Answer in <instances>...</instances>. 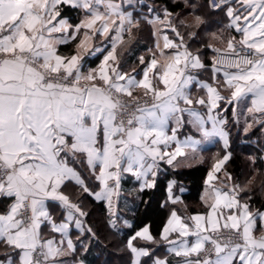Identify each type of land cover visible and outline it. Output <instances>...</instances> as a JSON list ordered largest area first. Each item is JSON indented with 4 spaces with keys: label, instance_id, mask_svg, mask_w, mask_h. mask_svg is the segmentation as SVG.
<instances>
[{
    "label": "snow or ice",
    "instance_id": "1",
    "mask_svg": "<svg viewBox=\"0 0 264 264\" xmlns=\"http://www.w3.org/2000/svg\"><path fill=\"white\" fill-rule=\"evenodd\" d=\"M64 7L80 10L79 22L71 23L63 15ZM189 7L196 9L195 4ZM201 7L223 11L230 19L229 27L241 33L238 42L235 36L227 41L233 55H222L218 62L227 59L235 68L224 72L231 89L228 102L250 101L246 111L264 127V0H206ZM193 14L191 26L167 8L162 18L148 21L165 25L179 42L164 34L163 49L157 43L158 53L153 52L147 61L139 57L144 67L137 80L120 70L116 48L122 34L138 28L140 21L116 0H0V200L8 201L0 211V246L5 249L0 264H63L56 258L63 252L64 237L67 249L75 250L69 222L82 232L80 217L87 213L81 202H72L65 193L69 182L101 204L115 228L116 201L126 174L142 181L143 191L155 186L161 163L173 165L188 150L195 154L198 146L214 138L228 148L227 121L213 115L225 98L207 84L201 85L207 99L191 98V70L205 65L189 50L177 23L199 29L205 23L204 14ZM197 34L187 33L190 39ZM97 36L107 37L111 50L98 68H88L86 73L81 54L59 51V46L77 41L76 48L87 53L89 41ZM165 49L174 51L165 53ZM100 52L99 47L93 49ZM157 55L163 57L162 63ZM82 80L91 82L90 86H81ZM134 88L143 90V102L133 95ZM194 103L205 112L192 107ZM184 127L194 132L180 140L177 133ZM251 127L247 123L245 131ZM229 159L230 154L223 155L207 175L202 196L207 211L185 220L173 210L162 228L160 238L170 246L169 252L185 258L182 264H264V235L253 234L257 215L249 203L242 202L240 193L245 189L237 184L225 190L212 183L214 173ZM74 163L87 167V179ZM174 183L169 182V193ZM171 199L176 203L178 198ZM49 202L63 210L59 223L51 216ZM259 219L264 221V213ZM44 222L61 235L59 241L42 239ZM123 223L132 227L127 220ZM173 234L176 239L171 238ZM137 240L144 244L137 245ZM156 242L147 226L133 232L127 240L131 264H142V257L151 264H169L167 259L153 258L145 246Z\"/></svg>",
    "mask_w": 264,
    "mask_h": 264
},
{
    "label": "crops",
    "instance_id": "2",
    "mask_svg": "<svg viewBox=\"0 0 264 264\" xmlns=\"http://www.w3.org/2000/svg\"><path fill=\"white\" fill-rule=\"evenodd\" d=\"M174 1H179L177 4H179L178 9L169 10L170 12L173 13V16L176 17L178 16L180 20H183L185 25H194V12L196 14L203 13L205 17V23L199 28L195 27H190V28H184L180 27L179 24L177 23L178 30L180 31L181 35L184 36V42L188 46L189 50L194 54H198L200 56L201 61L204 63L205 67L201 69H192L191 73L194 77V80L192 84L190 85V94L191 98L195 101L198 98H205L207 99V91L205 88H203L201 85L207 84L211 87H214L217 89L219 94L224 97L225 99H222L219 101V107L213 111V115L217 116L219 119L226 120L227 123L224 125L225 130L228 132V114L231 113L232 118L236 122V124L240 128L246 127L247 123H251L252 126H261L260 123L252 121L251 117L252 114L248 113L246 111V108L250 106V101H244V102H233L229 103L228 101L231 99V89L228 88L227 84L225 83V76L224 72H233L231 70L227 69H220L214 66V59L216 52L213 51L212 49H227V41L231 39L233 36L236 37V42L239 41L241 38V33H238L234 30V28L229 27L230 24V19L225 15L223 11L220 12H209L208 9L202 8L201 5L205 4V0H174ZM197 1V2H194ZM117 3L122 5V8L127 11L131 12L133 14V19L134 20H139L140 23L142 20H145L147 23L149 20H155L157 17H163L164 10L165 8H159L156 10L149 11V8H144L148 4V0H116ZM190 4H195L196 9H193L189 7ZM199 9H198V8ZM235 8H240L239 4H234ZM68 18V20L73 23L68 16H65ZM82 18V17H81ZM80 18V19H81ZM79 22V21H78ZM175 22V21H174ZM77 23V22H75ZM73 23V24H75ZM139 23V25H140ZM241 26H243V20L240 21ZM150 27V34H149V41L147 44L145 42H142L147 45V50L140 52L138 59L140 56H143L145 58V61L149 60L153 54V52H159V49L156 48L157 43L160 45V49H163V35L167 34L169 39L179 42L178 38L175 36L174 33H172L165 25H161L159 23L156 24H150L148 23ZM188 31H195L197 32V36L194 39H190L187 35ZM134 32V28L131 33L125 32L123 33V39L121 42L117 44L116 48V56H117V63L119 64V68L122 72H126L129 76H134L137 80L142 78V69L144 65L140 64L139 62H130L128 61L129 59L124 60L125 58V52L129 49H131L132 44L136 42V40H133L131 43H127V45L124 46L125 40L127 35H130ZM155 33V34H154ZM219 37V38H215ZM139 42V41H137ZM76 43L77 41H70L67 44L59 46V51L61 54L64 55H71V54H76L77 52L81 54L84 59L82 60V63L84 64V71L85 73L87 72L88 68H98L99 64L101 63L103 56L107 54L108 51L111 50V41L104 36H97L95 39L89 41V50L87 53H85L81 49L76 48ZM208 45H211L212 48H209ZM237 46L238 43H237ZM99 47L101 48L100 53H93V49ZM125 48V49H124ZM124 49V50H123ZM202 50H207L208 55L207 59L211 60V64H206L205 62V57L204 53ZM165 53L172 52L174 50L172 49H165ZM99 58L98 62L96 65H92L91 61L96 60ZM158 61L161 63L163 62V57L157 55ZM111 64V62H109ZM127 63V64H126ZM134 63V64H133ZM137 63V64H136ZM216 68L218 71L215 73L213 72V69ZM151 75V74H150ZM81 86H90L91 82L82 80ZM133 95H138L143 93L142 89L139 88H134L133 90ZM123 99L127 100L128 97L124 96ZM192 107L196 108L198 111L205 112V109L203 106L193 104ZM245 123H244V122ZM243 122V123H242ZM243 129V130H244ZM245 131V130H244ZM264 131V127H263ZM194 132V129L190 127H184L180 129L177 133V137L180 140H183L185 136L187 135H192ZM229 133V132H228ZM195 139H200L199 135L194 136ZM216 143H220L222 147L224 148L225 154H230L231 158V152L229 151V145H230V135H229V145L228 148L226 149L224 147L223 141H221L219 138H214L212 142H204L200 146H198V151L197 153H192L190 150L187 151V155L185 157H178L177 160L174 162L173 165H167L166 163H161L159 168L157 169V175L155 177H158V175L162 174L163 172L166 171V167H171L174 169L177 168H184V167H190L195 164H200L202 163L203 160V151L204 149L211 147L215 145ZM223 157V156H222ZM221 157V158H222ZM263 159H264V151H263ZM229 161V160H228ZM227 161V162H228ZM227 162L222 166L220 172L214 173L216 179L212 181V183L219 188L227 190L228 188H231L233 186L232 183V178L228 179V177L231 175L225 171V165ZM216 163V162H215ZM214 163V164H215ZM213 164V165H214ZM80 164L74 163L72 166L76 167L78 170ZM212 165V167H213ZM212 167L210 171H212ZM87 168V167H86ZM88 170V169H87ZM209 171V172H210ZM82 173V171L80 170ZM84 176V174L82 173ZM85 177V176H84ZM86 178V177H85ZM87 179V178H86ZM206 180L205 179V184L204 188L201 192V200L203 193L206 189ZM170 181H174V185L172 187L171 193L168 192V186H167V201L169 204H173L171 198H178L177 202L182 201V194L187 192V188L184 186H177L176 187V181L175 179H170L168 181V184ZM90 186H93V184L88 181ZM142 181H138L132 174H126L121 182V190H120V196L118 200L116 201L117 207H116V217L114 219L116 220L117 226L113 228L109 223L110 228L114 231H117L118 236H122V231L125 228H128L124 225L123 221L127 220L130 224L132 223V220L127 216L128 211L132 208L133 204L132 201H134V198L131 197L132 192L137 193V191L140 190V184ZM134 184V186H132ZM148 189V188H145ZM144 189V190H145ZM151 189V188H150ZM77 190H80L74 182H69L68 186L64 189L65 193L70 197L72 202H78L77 200L73 199L72 194L75 193ZM171 197V198H170ZM116 198H114L115 200ZM176 202V203H177ZM242 202H246L245 200L242 199ZM202 203L204 204L203 200ZM248 203V202H247ZM205 205V204H204ZM49 207H50V213L53 218V220L57 223H59L63 219V210L61 207L58 206L56 202H49ZM84 209V208H83ZM177 212L178 215H180L183 219L188 220V218L197 213H205L204 212H196L187 215L184 217L181 215L176 209H173ZM172 210V211H173ZM250 210L257 215V221H256V226L254 228V235L259 237L261 235H264V221H261L259 219V214L264 213V210H253L250 208ZM85 211V210H84ZM171 211V212H172ZM170 212V214H171ZM170 214L168 215V218L166 221L170 218ZM82 221V228L83 231L81 232L75 227V224L73 222H69V236L73 240V244L75 246V250L71 251L68 250L66 247V239L67 237H64L65 239V245L63 247V252L60 256H58L56 259L59 261H63V264H90L84 260V257L90 250V245L89 241L94 238V233L92 229L90 228L89 224L86 222V217H80ZM166 223V222H165ZM165 225V224H164ZM163 225V227H164ZM149 227L150 233L154 236L152 233L150 226L146 225ZM145 227V226H144ZM162 227V228H163ZM91 229V232H88L87 229ZM143 228V227H142ZM141 228V229H142ZM140 230V229H139ZM41 237L42 239H51L55 238V240L59 241L62 237L59 233H55L51 229V224L48 222H44L41 225ZM114 231V232H115ZM162 231V229H161ZM88 235V237H87ZM155 237V236H154ZM161 232L160 235L156 238V243L155 244H149L145 245L149 247L152 252H153V258H159V259H167L169 261V264H182L183 260L185 258L183 257H176L173 253L168 251V248L170 247L167 242L163 241L161 238ZM122 238V237H121ZM129 237L126 238L125 241H123V246L124 250L126 251V254L129 257V262L127 264H131V261L133 259L130 250L127 247V240ZM172 239H176V234H173ZM189 241L194 239L193 237L188 238ZM137 245H143L144 242L137 240L135 242ZM145 258H141L142 264L144 262ZM151 264V260L149 262Z\"/></svg>",
    "mask_w": 264,
    "mask_h": 264
},
{
    "label": "trees",
    "instance_id": "3",
    "mask_svg": "<svg viewBox=\"0 0 264 264\" xmlns=\"http://www.w3.org/2000/svg\"><path fill=\"white\" fill-rule=\"evenodd\" d=\"M178 2L174 0H148L149 5L144 8L151 7L152 10H156L164 7L173 11L179 8ZM63 15L68 16L73 23L78 22L81 18L80 10L72 7H64ZM149 32L148 23L142 20L139 27L134 28V32L127 35L124 46L133 40L136 42L132 44L131 49L125 52L124 60L139 62L140 52L147 50L146 44L150 39ZM142 42L146 44L142 45ZM202 52L206 64H211L212 61L207 59L208 51L202 50ZM98 60L99 58L91 61L92 65H96ZM228 120L231 158L225 165V171L231 175L234 185H241L245 189L240 193L241 199L248 202L253 210H264L263 127L257 126L246 132L236 124L231 113L228 114ZM224 152L222 145L216 143L204 149L205 158L202 163L177 169L166 167V171L156 178L153 188L130 193L134 201H132L133 206L128 211L127 216L132 220V227L123 229L122 238L118 236L117 231L114 230V232L110 228L108 217L101 204L95 202L92 197L84 194L81 190L73 193V199L82 203V207L87 213L86 222L94 233V238L89 241L90 250L84 260L90 264H127L129 257L124 250L123 241L133 232L149 225L154 236L158 237L173 209H176L184 217L192 213L206 211L207 209L201 200V192L214 161L220 159ZM78 167L87 178L86 166L80 164ZM170 179H175L176 187L184 186L187 188V192L182 194L181 202L169 204L167 201L166 190ZM88 181L92 183L91 180ZM7 203V200H0V211H4ZM4 251L5 249L0 246V253ZM149 262L150 259L145 258L143 264H149Z\"/></svg>",
    "mask_w": 264,
    "mask_h": 264
},
{
    "label": "built area",
    "instance_id": "4",
    "mask_svg": "<svg viewBox=\"0 0 264 264\" xmlns=\"http://www.w3.org/2000/svg\"><path fill=\"white\" fill-rule=\"evenodd\" d=\"M237 47H239V46H237ZM222 55L227 58V57H231L233 54L230 53L228 49H221L219 53L216 52L214 61H217V63H215L214 66L217 68H220V69H227V70H231L234 72L235 68H232L229 66L227 59H225V62L223 64L218 62L221 60ZM137 98H139L141 100V102H143V100L145 99L144 96H139ZM228 235H229V233L227 231H225L224 236L227 237Z\"/></svg>",
    "mask_w": 264,
    "mask_h": 264
},
{
    "label": "rangeland",
    "instance_id": "5",
    "mask_svg": "<svg viewBox=\"0 0 264 264\" xmlns=\"http://www.w3.org/2000/svg\"><path fill=\"white\" fill-rule=\"evenodd\" d=\"M135 96H136V97H139V96H143V95H142V93H141V94H138V95H135ZM243 122H244V121H243ZM243 122H242V123H243ZM244 123H245V122H244ZM255 127H256V126H252L251 128H248L246 132L250 131L251 129H253V128H255ZM245 128H246V127H245ZM242 129H244V128H242ZM244 130H245V129H244ZM204 158H205V156H203V160H204ZM216 161H217V160H215L214 163H215ZM214 163H213V164H214ZM233 185H234V184H233Z\"/></svg>",
    "mask_w": 264,
    "mask_h": 264
}]
</instances>
